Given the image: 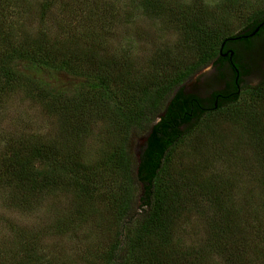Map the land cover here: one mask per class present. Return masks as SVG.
Masks as SVG:
<instances>
[{
	"label": "trees",
	"instance_id": "trees-1",
	"mask_svg": "<svg viewBox=\"0 0 264 264\" xmlns=\"http://www.w3.org/2000/svg\"><path fill=\"white\" fill-rule=\"evenodd\" d=\"M134 1L164 18L179 14L183 0H0V116L11 97L21 96L55 124L46 132L27 125L0 135L4 205L23 214L48 206L53 213L33 231L7 223L11 239L1 238L0 264H54L45 259L41 238L71 235L88 220L96 224L101 215L93 202L103 195L116 222L112 234H101L96 264H264V162L255 165L259 196L254 189L228 194L212 179L194 190L182 186L183 192L166 178L175 148L194 126L236 104L247 72L230 56L228 42L240 33L213 34L200 16L180 14L174 21L201 45L197 60L138 83L127 51L121 55L112 44ZM263 16L248 17L242 31L252 32ZM208 65L219 70L212 83L225 84L226 93L185 91L181 84ZM225 65L240 72L238 81ZM58 75L75 83L62 86ZM260 86L247 95L261 97L263 81ZM134 134L142 141L135 157L128 147ZM57 195L69 204L54 212L48 200ZM102 219L110 225L108 216Z\"/></svg>",
	"mask_w": 264,
	"mask_h": 264
},
{
	"label": "rangeland",
	"instance_id": "rangeland-1",
	"mask_svg": "<svg viewBox=\"0 0 264 264\" xmlns=\"http://www.w3.org/2000/svg\"><path fill=\"white\" fill-rule=\"evenodd\" d=\"M180 8L181 12L175 17L162 18L152 13L146 5L134 1L132 17L117 29L116 41L112 43L122 48L121 55L125 51L130 54L127 57L134 63L130 72L134 81L142 83L150 82L154 77H166L172 70L183 71L197 60L201 45L194 36L186 30L184 32L181 24L174 19L190 17L193 13L200 16L211 33L222 32V36H234L243 30L248 17L264 12V0H183ZM180 14L184 17H179ZM247 55L251 62L253 59L257 62L243 79L236 104L204 116L175 148L170 158L166 178L170 179L169 184L181 188L183 192L189 188L194 190L204 180L212 179L217 181V186L222 184L225 187L223 190L231 195H246L253 189L255 196L260 194L255 189L254 181L258 180L256 178L260 173L255 165L264 162V93L251 99L247 92L258 91L264 82V37L253 43ZM214 78L211 65H208L181 85L185 91L204 97L209 90L219 88L218 84L212 83ZM56 79L62 86L75 83L73 78L65 75H58ZM4 111V115L0 116V135L19 131L27 125L33 132H46L55 127L38 106L21 96L11 97ZM17 117L22 120L18 121ZM141 143L137 134L128 141L134 157ZM182 186L188 189L183 190ZM49 201L54 212L67 208L69 204L68 197L64 195H57ZM106 202L105 195L102 199L96 196L93 204L101 215L96 219V224L107 229L102 232L92 220H88L84 227L71 235L43 236L41 247L45 259L54 264H96L99 247L103 244L100 243L103 241H100L103 238L101 234L107 230L112 234L115 227V224L112 225L115 218L111 216L114 209ZM186 202L189 200L185 199L184 208L188 205ZM104 216H108L110 225L104 223ZM52 218L51 207L43 206L34 213L23 214L6 207L0 197V244L4 242L1 239L3 236L11 239L7 223L33 231L50 223ZM195 221L194 224L199 225Z\"/></svg>",
	"mask_w": 264,
	"mask_h": 264
},
{
	"label": "flooded vegetation",
	"instance_id": "flooded-vegetation-1",
	"mask_svg": "<svg viewBox=\"0 0 264 264\" xmlns=\"http://www.w3.org/2000/svg\"><path fill=\"white\" fill-rule=\"evenodd\" d=\"M262 20H264V16H263ZM250 31H251L250 28L246 29L245 31H241L238 36L232 37V38H234V40H230L228 42V43H230V50H231L230 52H232V54H230V56L231 57L235 56L237 59V61H236L237 66L240 68V70L247 72V74L245 76L244 75L241 76V79H244L249 74V71L252 68H254L256 65L257 60L253 59L251 62L250 58L248 57L247 54H248L250 48L252 47L253 43L257 40L259 41V39H261L264 36V32H263L264 26L259 28L258 31L254 35H252L251 37H248L253 32V31L252 32H250ZM222 68L226 69L227 72L231 76L234 77L235 82L238 81V78L240 77V72L238 70H236L237 73H235V71H233V69L231 67H228L227 65H225ZM211 71L213 72V74H215V77H218L219 70H217V67L211 65ZM228 79L229 78H227V80ZM230 80H231V77H230ZM225 89H226V86H225V84L222 83L219 85L218 89L209 90L208 93L211 95L213 93V91H215V90L225 92L224 91ZM225 95H223V96H225ZM216 100L217 99H215V101H214V106L217 107V101Z\"/></svg>",
	"mask_w": 264,
	"mask_h": 264
},
{
	"label": "water",
	"instance_id": "water-1",
	"mask_svg": "<svg viewBox=\"0 0 264 264\" xmlns=\"http://www.w3.org/2000/svg\"><path fill=\"white\" fill-rule=\"evenodd\" d=\"M263 26H264V20L259 24V26L249 36L251 37L252 35H254L258 31V29ZM229 40H234V38H231ZM230 54H232V52ZM214 108H216V106H214Z\"/></svg>",
	"mask_w": 264,
	"mask_h": 264
}]
</instances>
